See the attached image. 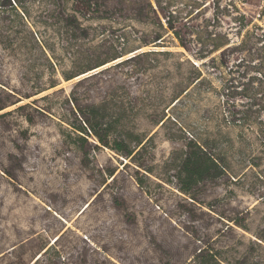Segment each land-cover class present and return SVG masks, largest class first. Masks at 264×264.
<instances>
[{
    "label": "rangeland",
    "instance_id": "rangeland-1",
    "mask_svg": "<svg viewBox=\"0 0 264 264\" xmlns=\"http://www.w3.org/2000/svg\"><path fill=\"white\" fill-rule=\"evenodd\" d=\"M10 1L0 264H264V0H97L89 16ZM219 34L246 45L191 84ZM93 106L109 144L89 129ZM195 138L228 170L184 192L172 158Z\"/></svg>",
    "mask_w": 264,
    "mask_h": 264
},
{
    "label": "trees",
    "instance_id": "trees-1",
    "mask_svg": "<svg viewBox=\"0 0 264 264\" xmlns=\"http://www.w3.org/2000/svg\"><path fill=\"white\" fill-rule=\"evenodd\" d=\"M17 5L16 0H14ZM74 10L82 12L83 15L87 16L91 14L95 9V5L98 3L97 0H72ZM13 9L17 11V7L12 4L10 0H7ZM159 7H161L160 1L157 0ZM18 12V11H17ZM163 12V9H162ZM89 16V15H88ZM167 29L172 31L173 34L179 39L180 44L184 47H187L188 39L181 33V30L175 24V16L173 13L166 16ZM186 25V24H185ZM164 28V25H162ZM243 23L238 26L236 32L238 35L242 33ZM166 30V29H165ZM84 35L87 36L88 32L85 29ZM264 37V32L262 35ZM163 38V36H159L158 39ZM163 40V39H162ZM0 43L3 44L5 48H13L16 44V37L14 31H6L3 25H0ZM246 40L241 39L239 41H232V39L228 35H216L214 39H212L211 47H207V49H199L198 55L201 59H205L209 57L208 61H204L200 64H192L194 67V75L191 77L193 82L191 84H198L203 79V70L201 66H206L215 64L218 59H222V62H225L224 58L228 54L231 49H239L245 47ZM219 52L218 55L210 57L214 53ZM89 61V60H88ZM104 64V63H101ZM90 69V68H89ZM88 70V69H87ZM84 72V71H83ZM70 77H67L69 79ZM187 78V80H191ZM55 86V85H52ZM13 104V103H11ZM7 106V103L0 102V110L4 109ZM25 105H20L18 109L23 108ZM88 126L90 131L98 138V140L104 144H109L105 139V128L102 126L100 118L98 117V108L93 106L90 110V118L88 119ZM264 134V132H262ZM142 142L139 143V145ZM118 152L125 153L127 157L133 158L134 151L128 150L125 151V143L122 141H116V145L112 147ZM178 157L174 156L172 158V164L175 165V177L178 180L180 189L184 192H189L192 187L197 185L198 183L208 180L215 179L222 175H224L228 168L225 163L214 156V154L209 151L208 146L205 143H202L198 139H190L185 145V149L181 151V155H179V161L176 164V160Z\"/></svg>",
    "mask_w": 264,
    "mask_h": 264
}]
</instances>
